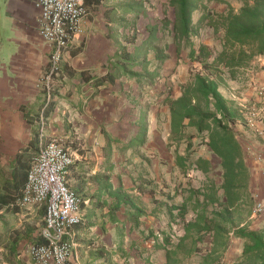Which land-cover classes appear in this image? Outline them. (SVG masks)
Here are the masks:
<instances>
[{
    "label": "crops",
    "instance_id": "0c3cea01",
    "mask_svg": "<svg viewBox=\"0 0 264 264\" xmlns=\"http://www.w3.org/2000/svg\"><path fill=\"white\" fill-rule=\"evenodd\" d=\"M167 1L84 0L87 13L82 33L63 51L47 93L40 79L49 67L50 47L38 33L39 10L34 0H0V191L10 197L0 205V264H37L28 247L43 240L44 207L19 205L17 198L26 168L42 143L57 141L74 155L66 183L81 198L82 220L73 229L71 264H169L165 253L169 246L148 237L153 228H177L175 205L181 204L186 193H175L173 187L188 185L187 177L194 180L197 173L203 180L195 185H202L206 176H213L216 186L221 184L220 159L206 144H201L207 148L204 155L195 148L194 140L204 137L205 141V134L188 125L179 135L181 139L174 141L171 134L164 100L178 97L189 75L187 49L181 41L177 45L168 31L159 29L145 55L147 70L131 66L124 72L117 63L124 45L134 51L148 37L146 25L158 22L165 14L172 17ZM227 1L234 9L241 5L240 0ZM209 7L225 11L226 4L212 1ZM200 14L201 10H195L192 21ZM132 33L136 39L130 44L124 37ZM137 50L135 60H142L144 54L140 47ZM161 56H165L163 61L158 59ZM252 62L258 80L264 82V55L259 59L254 56L248 63ZM150 72L155 74L152 79H139ZM237 79L239 76H225L219 83L221 94L232 98ZM245 95H249L248 90ZM143 113L145 133L140 121ZM233 131L241 146L246 175L239 199L227 208L231 220L225 227L229 240L222 258L227 262L240 254L243 244L242 239L232 237L233 230L263 226L259 219L252 220L250 196L252 190H256V197L264 195V138L242 123H236ZM190 133L194 134L195 156L210 161L208 175L194 169L181 173L176 164L171 148L178 150L184 145L185 150L184 138ZM214 165L218 179L212 173ZM117 191L128 200L117 202ZM217 193L224 202L223 190ZM212 208L209 205L207 210ZM138 209L144 214L134 223L132 213ZM221 209L219 206L214 214ZM191 213L189 209L186 218ZM201 257L202 253L189 257L179 253L176 264H198Z\"/></svg>",
    "mask_w": 264,
    "mask_h": 264
},
{
    "label": "trees",
    "instance_id": "16d2710c",
    "mask_svg": "<svg viewBox=\"0 0 264 264\" xmlns=\"http://www.w3.org/2000/svg\"><path fill=\"white\" fill-rule=\"evenodd\" d=\"M212 1L226 4L225 11L211 9L209 3ZM240 1L241 5L234 9L227 0H168L167 6L171 9L172 17L165 14L158 22L146 25L148 37L134 51H129L127 44L124 45L117 59L124 72L131 66H144L147 70L145 55L155 42V31H168L171 38L179 42L177 45L181 41L182 47L187 49L188 60L195 65L189 69L187 80L181 84V94L164 100L169 108L171 134L175 136L174 141L179 140L184 128L187 125L193 126L199 134L204 133L206 138L204 141L203 137L197 144H206L220 159L221 184L216 186L213 176H206L202 185L193 184L192 179L187 177L188 185L173 187L175 193H186L181 204L175 205L178 208L174 217L178 222L177 228L149 230L148 238L161 240L163 247L169 246L165 252L169 264L180 261L179 253L182 257L202 253L198 264H264V223L258 229H248L246 226L235 228L232 237L243 240L241 252L230 262L222 260L229 240V231L225 227L231 220L227 208L239 199V189L243 186L246 171L242 163L241 146L231 126L241 117V113L232 98L221 94L219 83L225 76L240 75L241 68L246 67L254 56L264 55V0ZM197 9L201 10V14L193 22L192 13ZM206 27L211 28L215 35L220 32L217 35L221 46L219 50L197 40ZM124 38L132 44L136 36L132 33L130 37ZM138 47L141 54H144L142 60H135L134 57L139 54V50L136 51ZM164 57H158L159 61H163ZM154 75L151 72L144 73L139 75V79H152ZM184 120H187V124ZM140 121L145 133L146 113L140 116ZM193 137L194 134L190 133L184 138L186 145L183 154L174 150L176 164L181 173L187 174L194 169L208 175L211 170L210 161L195 156L196 149L191 141ZM219 189L225 195L224 202L217 193ZM123 195L117 191L114 198L117 202H126L128 197ZM9 199L8 195L0 191V205ZM209 205L213 208L207 210ZM219 206L222 209L215 215ZM189 209L192 213L186 218ZM143 214L141 209L135 210L132 213L133 222L136 223ZM178 230L182 234L179 235Z\"/></svg>",
    "mask_w": 264,
    "mask_h": 264
},
{
    "label": "built area",
    "instance_id": "2783aa9c",
    "mask_svg": "<svg viewBox=\"0 0 264 264\" xmlns=\"http://www.w3.org/2000/svg\"><path fill=\"white\" fill-rule=\"evenodd\" d=\"M83 2L84 0H34L39 10L38 33L50 47L49 67L40 79L47 93L59 70L63 51L82 33V19L87 13ZM259 57L260 55L258 59ZM241 71L254 94L251 93L248 97L234 93L231 95L241 113V117L231 123V126L242 123L264 138V82L258 80L254 62L241 68ZM254 155L260 160L258 153ZM73 162V153L52 140L40 144L26 171L17 204L44 207L40 230L43 240L31 243L28 247L29 256L37 264H71L73 229L82 220L81 198L66 183V174ZM251 217L260 218L264 223V195L254 199Z\"/></svg>",
    "mask_w": 264,
    "mask_h": 264
},
{
    "label": "rangeland",
    "instance_id": "374dc122",
    "mask_svg": "<svg viewBox=\"0 0 264 264\" xmlns=\"http://www.w3.org/2000/svg\"><path fill=\"white\" fill-rule=\"evenodd\" d=\"M211 9H215L216 11H219L218 9H216V8H214V7H210ZM220 34V32L217 34V35H219ZM217 35H215L214 33H213V31H212V29L211 28H208V27H206V28H204L202 31H201V33H200V36L197 38V40L199 41H201V40H204L205 42H208V44L214 49V50H219L220 49V45H219V41L217 40L218 38V36ZM187 62L189 63L188 64V66H187V70L189 71V69L190 68H192L193 66H194V64L195 63H193V62H191V61H188L187 60ZM240 75H238L239 76V79H237V82H234L235 84L233 85V89H234V91H236L235 92V94H238V95H243V96H246L245 95V91L246 90H248L249 91V95H250V93H252V94H254V90L250 87V85L247 83V82H245V79H244V76L241 74V73H239ZM248 97V96H247ZM250 97V96H249ZM195 141V148H197V150H198V154H201V155H204V154H206V147L204 146V145H199V144H197V140H194ZM176 146H178V145H176ZM175 147V146H174ZM174 147H172L171 148V151H172V153H174ZM183 147H184V145H182L181 147H178V151H181V152H185V150L183 149ZM181 148V149H180ZM161 151H162V149H161ZM261 171H262V174H263V169H261ZM191 173H192V171H191ZM212 173H213V175L215 176V178L216 179H218V177H219V175H218V173H217V168H216V165H214L213 166V168H212ZM197 176H196V178L194 179V180H192L193 182V184L194 183H199L201 180H203V175H201L200 173H197L196 174ZM192 177V179H193V176H191ZM263 177V176H262ZM256 190H252V195L250 196V198H251V203H253V200L256 198ZM257 219H259V221H258V223L259 224H261V225H263V221H262V219H260V218H252V220L253 221H255V220H257Z\"/></svg>",
    "mask_w": 264,
    "mask_h": 264
}]
</instances>
